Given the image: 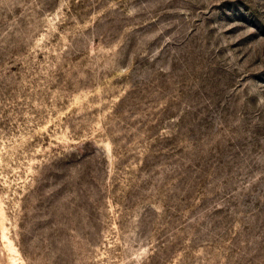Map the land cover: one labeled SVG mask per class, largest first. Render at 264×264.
<instances>
[{
  "label": "rangeland",
  "instance_id": "rangeland-1",
  "mask_svg": "<svg viewBox=\"0 0 264 264\" xmlns=\"http://www.w3.org/2000/svg\"><path fill=\"white\" fill-rule=\"evenodd\" d=\"M0 264H264V0H0Z\"/></svg>",
  "mask_w": 264,
  "mask_h": 264
}]
</instances>
